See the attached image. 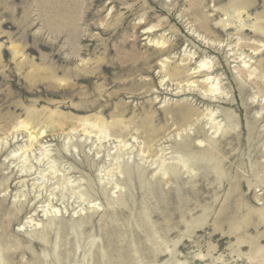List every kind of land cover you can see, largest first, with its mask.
<instances>
[{"label":"rangeland","instance_id":"1","mask_svg":"<svg viewBox=\"0 0 264 264\" xmlns=\"http://www.w3.org/2000/svg\"><path fill=\"white\" fill-rule=\"evenodd\" d=\"M263 117L264 0H0V264H264Z\"/></svg>","mask_w":264,"mask_h":264},{"label":"bare ground","instance_id":"2","mask_svg":"<svg viewBox=\"0 0 264 264\" xmlns=\"http://www.w3.org/2000/svg\"><path fill=\"white\" fill-rule=\"evenodd\" d=\"M243 1H246V0H243ZM168 15V14H167ZM212 18V17H211ZM210 22H209V20H207L206 18H205V20L204 21H200L199 22V24H198V26L201 28V29H209L211 26H210V24H209ZM259 24V27H262V25H263V23H258ZM215 27V26H214ZM153 28V26H150V27H148L146 30L147 31H145L144 33H146V34H148L150 31L149 30H151ZM218 33V32H217ZM212 34V33H211ZM214 34V33H213ZM154 42V41H153ZM155 44H157V45H160L161 47L163 46V44L165 43V41L163 40V41H155L154 42ZM171 47H173V46H171V45H169V47L168 48H171ZM168 48H163V49H158L157 50V55L158 56H161V55H163V54H166L167 53V51H168ZM145 60H141L140 62H139V64L138 65H141L142 67H144V66H147L148 64L147 63H149V59H146V58H144ZM202 67V65H200L198 68H201ZM203 67H205V65H203ZM121 67H119V69H120ZM107 69H108V67L106 66H103V65H98L94 70H92V75H90V76H86V77H92V76H94V77H92V78H97L100 74H101V72H104V71H107ZM188 71H191L190 73H188L187 75H190L191 77L193 76V74L194 73H197L198 75H201V74H203L202 76L203 77H205L206 76V78H209L208 77V75L207 74H209L210 72H213V70L211 71V69H210V66H207L206 68H204V69H202V70H197V71H195V68L194 69H190V68H187V67H183V68H173V69H165V72H164V76H168L169 78H175V79H177L179 76H181V75H183L185 72L187 73ZM76 74V73H75ZM196 76V75H195ZM79 77H81V80H84L85 82H92V78H83L82 77V75H78V76H76L75 77V80H78V78ZM207 80V79H206ZM193 81H195V80H193ZM192 81V83L190 84V87L191 86H193L194 84V82ZM197 83V82H196ZM66 84H68L67 86H70V84L69 83H66ZM198 85H199V83H198ZM201 85V84H200ZM194 87V86H193ZM70 88L69 87H66L65 88V90H67V92L68 91H70L69 90ZM64 90V91H65ZM92 105L91 106H87V108H89V109H93V107L97 104V100L96 99H94V101L92 100ZM178 108V107H177ZM176 108V110H177V112H178V117H179V119L180 120H184L185 122H187L186 121V119H188L190 116V110H191V108H189V106H185V105H183V106H179V108L177 109ZM170 111V110H169ZM192 117V116H191ZM98 118V117H97ZM103 118V117H102ZM172 118V117H171ZM177 118V117H176ZM175 118V119H176ZM264 118V117H263ZM93 119V118H92ZM178 119V120H179ZM90 120H91V117H90ZM94 120V119H93ZM189 120V119H188ZM101 121V120H100ZM99 122V121H98ZM98 122H94L95 123V125H97V127L98 126H100V124L98 123ZM115 122V121H114ZM86 123V122H85ZM92 123V122H91ZM104 124V123H103ZM174 125V124H173ZM21 126H27L24 122H22L21 123ZM96 127V126H95ZM88 128V127H87ZM90 128V127H89ZM88 128V129H89ZM162 128V127H161ZM185 130V129H184ZM196 131H198V132H201V133H204V130H203V128L200 126V125H198L197 127H196ZM29 132V137H28V139H30L31 141L32 140H34L36 137L34 136V135H32V132H30V131H28ZM41 132V131H40ZM39 132V133H40ZM43 132V131H42ZM90 132V131H89ZM38 133V134H39ZM42 134V133H41ZM188 136V135H187ZM159 140V139H158ZM192 144V143H191ZM191 144H189V143H184L183 141L181 142L180 141V143H178V148L180 149V148H183L185 151H194L195 149H194V147H191L192 145ZM160 145V144H159ZM191 145V146H190ZM200 146V145H199ZM198 148V147H197ZM200 148V147H199ZM211 148V147H210ZM200 151H203V152H207L208 150H206V149H204V148H202V150H200ZM199 151V152H200ZM194 159H196V160H194V164H193V166H196V167H198V168H200V169H202V172L203 173H201V176L202 177H207L208 176V174H209V172H208V166L211 164H207V163H205L206 161L204 160V159H197V158H194ZM202 160H204V161H202ZM169 163V162H168ZM222 163V162H221ZM163 164V163H162ZM218 163L217 162H215V164H214V167L215 168H219V164L217 165ZM168 168V167H167ZM176 169V168H175ZM171 170H172V168H171ZM177 170V169H176ZM140 171V170H139ZM225 174V173H224ZM169 177H170V175H169ZM198 177V176H197ZM174 178L175 179H177V180H181V178H179V176H174ZM224 179V178H223ZM241 182L240 181H238V184H240ZM222 185V184H221ZM130 186V185H129ZM224 187V186H223ZM150 188V187H149ZM236 188V187H235ZM152 190V189H151ZM155 195H159V196H161V194H162V192H161V190H160V188L158 187V186H153V191H152ZM186 192H191L192 193V195H193V197H194V199H198V197H199V191L197 190V188L196 189H194L193 187L192 188H190V189H188ZM174 194V193H173ZM172 194V195H173ZM167 197V196H166ZM232 195H231V197H228L227 199H226V201H225V206H226V208H225V210L223 211V213H222V215L220 216V217H218V219H219V221L222 223V225L223 224H225V223H227V225L228 226H230V230L232 231V232H235V230H237V229H239V227H240V225L241 224H243V223H249L250 221H249V219H247V216H248V213L246 212V213H244V214H240L241 212H242V210H243V208H242V206H243V204H241V203H236V202H234L233 204H232ZM167 199H168V204H170V199H169V197H167ZM182 201L184 202V203H186V200L185 199H183L182 198V200H180V202L182 203ZM240 215H242V216H240ZM259 217L261 218V219H263L264 220V216L262 217L261 215H259ZM218 220L217 221H215V223H218L219 222ZM113 225V224H112ZM144 226H145V222H144ZM220 227V226H219ZM89 228V227H88ZM237 228V229H236ZM238 231V230H237ZM117 233V232H116ZM119 233H121V232H119ZM130 233V232H129ZM135 234V233H134ZM110 235V234H109ZM39 237H41L40 235H39ZM45 238L47 239V240H50L51 238H49V236H43V237H41V239L42 240H45ZM113 238L114 237H111L110 239H109V243H112L113 242ZM53 239V238H52ZM127 242V241H126ZM42 243V241H37L36 240V242H35V244H37V245H40ZM129 243V242H128ZM127 244V243H126ZM125 244V245H126ZM130 246V245H129ZM99 247V246H98ZM96 248V247H95ZM39 263H41V260L39 259V258H37L36 260H34V262H33V264H39Z\"/></svg>","mask_w":264,"mask_h":264}]
</instances>
